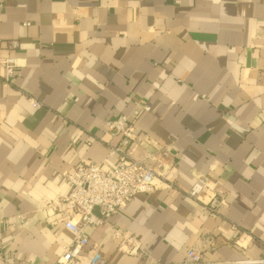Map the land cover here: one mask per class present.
<instances>
[{"label":"crops","instance_id":"0c3cea01","mask_svg":"<svg viewBox=\"0 0 264 264\" xmlns=\"http://www.w3.org/2000/svg\"><path fill=\"white\" fill-rule=\"evenodd\" d=\"M120 114L134 157L170 146L169 184L87 227L88 245L112 264H180L189 249L264 264V0H0V264L55 263L72 234L43 205L79 163L117 164L104 122ZM203 176L212 207L187 194Z\"/></svg>","mask_w":264,"mask_h":264},{"label":"built area","instance_id":"2783aa9c","mask_svg":"<svg viewBox=\"0 0 264 264\" xmlns=\"http://www.w3.org/2000/svg\"><path fill=\"white\" fill-rule=\"evenodd\" d=\"M12 47L17 41H10ZM4 68V85H9V77L16 66L14 59L1 60ZM32 104L40 103L32 99ZM139 104V103H138ZM140 105V104H139ZM144 110L149 107L142 105ZM136 113V110L133 111ZM106 131L118 138L117 146L110 147V155H117L118 162L110 168H103L95 162L79 163L64 174L70 184L69 192L57 195L52 201L43 205L55 213L66 215L64 227L72 234V240L62 246V252L54 264H112L104 259L96 245H88L85 233L87 227L101 225L106 218L125 206L137 193L151 192L165 183L171 156L170 146L156 147L142 158L132 154L137 144V134L128 115L109 117L104 122ZM156 164V165H153ZM201 193L208 196L209 207L216 200L214 182L207 177H198L187 191L188 196L197 198ZM98 209V213L94 212ZM111 239L117 248L128 254L140 251V242L132 234L112 229ZM180 264H208L193 249L187 251V259ZM210 264H235L233 261L213 262Z\"/></svg>","mask_w":264,"mask_h":264}]
</instances>
